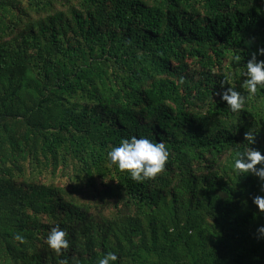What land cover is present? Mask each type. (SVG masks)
<instances>
[{
  "label": "trees",
  "instance_id": "16d2710c",
  "mask_svg": "<svg viewBox=\"0 0 264 264\" xmlns=\"http://www.w3.org/2000/svg\"><path fill=\"white\" fill-rule=\"evenodd\" d=\"M260 47L264 0H0V264H264V182L232 163L264 91L216 95ZM133 135L170 152L154 180L110 164Z\"/></svg>",
  "mask_w": 264,
  "mask_h": 264
},
{
  "label": "clouds",
  "instance_id": "9594fccd",
  "mask_svg": "<svg viewBox=\"0 0 264 264\" xmlns=\"http://www.w3.org/2000/svg\"><path fill=\"white\" fill-rule=\"evenodd\" d=\"M258 56H264V47H260L251 54L245 71L241 74L243 79L239 88L230 83L227 78L220 82V90L216 92V95L221 101L226 102L233 114L242 113L247 109L249 95L255 96L258 91H264V59H258ZM233 59L236 63L240 61L239 56ZM257 134L258 131L254 132L250 129L245 132L244 138L248 142V147L237 152L232 158L233 171L239 177L251 174L264 182V151L252 147L256 143ZM107 156L110 164L118 166L121 172H127L132 180L144 182L154 180L164 172L170 152L163 141L153 142L146 136L133 135L122 138L119 145L113 146ZM261 191H264V186ZM252 202L258 207L260 213H264V195L254 196ZM257 233L264 236V225L257 229ZM68 235L67 231L56 225L47 235L46 243L54 252L60 254L70 247ZM16 239L21 243L24 242V237L19 234ZM119 259L117 253L108 252L98 260V264H118Z\"/></svg>",
  "mask_w": 264,
  "mask_h": 264
}]
</instances>
